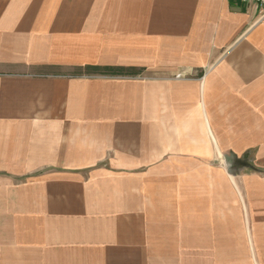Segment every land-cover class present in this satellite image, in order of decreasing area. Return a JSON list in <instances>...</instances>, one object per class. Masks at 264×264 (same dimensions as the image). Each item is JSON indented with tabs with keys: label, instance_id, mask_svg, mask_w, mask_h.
<instances>
[{
	"label": "crops",
	"instance_id": "crops-1",
	"mask_svg": "<svg viewBox=\"0 0 264 264\" xmlns=\"http://www.w3.org/2000/svg\"><path fill=\"white\" fill-rule=\"evenodd\" d=\"M0 264H264V9L0 0Z\"/></svg>",
	"mask_w": 264,
	"mask_h": 264
},
{
	"label": "built area",
	"instance_id": "built-area-1",
	"mask_svg": "<svg viewBox=\"0 0 264 264\" xmlns=\"http://www.w3.org/2000/svg\"><path fill=\"white\" fill-rule=\"evenodd\" d=\"M241 1L254 3L261 9H264V0H241Z\"/></svg>",
	"mask_w": 264,
	"mask_h": 264
}]
</instances>
